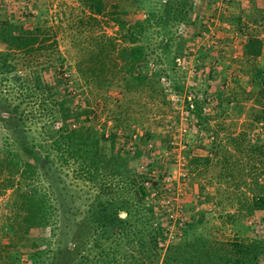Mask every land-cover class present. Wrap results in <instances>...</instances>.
Segmentation results:
<instances>
[{
    "label": "rangeland",
    "instance_id": "rangeland-1",
    "mask_svg": "<svg viewBox=\"0 0 264 264\" xmlns=\"http://www.w3.org/2000/svg\"><path fill=\"white\" fill-rule=\"evenodd\" d=\"M100 1L97 11L81 0H0V24L10 22L13 31L43 27L24 60L27 65L14 61L28 85L14 87L7 100L0 91V143L20 149L27 145L23 139H48L57 125L82 126L99 137L109 164L132 167L136 181L142 178L136 174L146 173L145 206L133 212L128 240L121 237L117 244L116 227H95L91 216L116 204L118 173L102 178L111 181V193L100 191L96 180L77 179L63 194L57 187L55 225L30 227L26 235L41 244L25 245L16 264H30L35 250L46 254L45 264H159L163 236L184 232L187 239L198 236L204 243L238 236L264 241V209L254 210L237 227L227 215L242 208L243 193L249 195L243 180H264V147L244 149L247 138L264 143V121L253 129L246 125L255 109L263 105L264 110L259 93L264 85V0ZM131 46L140 50L133 64L120 53ZM255 47L254 54L249 48ZM28 70H34L40 85L25 77ZM28 87L34 90L31 99L25 94ZM59 98L67 99L63 106L83 113L51 120L41 106L56 108ZM8 103L23 110L9 114ZM9 115L14 118L8 124ZM18 116L30 136L11 130ZM38 172L19 177L21 184H36ZM8 194L7 189L0 195V213ZM117 215L125 217V210ZM174 219L191 225L175 228ZM156 227L163 235H158L160 246L152 247ZM258 258L264 264V252Z\"/></svg>",
    "mask_w": 264,
    "mask_h": 264
},
{
    "label": "trees",
    "instance_id": "trees-1",
    "mask_svg": "<svg viewBox=\"0 0 264 264\" xmlns=\"http://www.w3.org/2000/svg\"><path fill=\"white\" fill-rule=\"evenodd\" d=\"M81 1L86 5L95 7L97 11H100L102 6L100 0ZM3 23L0 24V39L4 41V48L0 50V80L4 82L0 86V91L6 92L2 94L4 97L2 99L7 100L10 98L8 96L12 95L11 92L15 91L17 87L22 86L21 88H24V84L28 85V81L25 79L26 82H24L23 76L16 72L17 68L14 61L17 58L18 63V60L21 59L27 65L25 62L29 60L27 56L37 46L38 32L43 30V27L36 26L31 29L13 31L10 28L12 26L10 22ZM249 50L255 54L259 48H249ZM120 53L122 56L129 57L132 64L140 57L138 46L129 47L126 53L124 52L125 54L123 51ZM12 70H15V72ZM28 71L29 74L25 77H33L35 84L40 85L38 84L39 77L34 70ZM259 93L264 99V85L259 87ZM25 94H28L31 99L34 96V90L28 87ZM17 95H19V100L23 98L22 93H17ZM66 100L65 98H59L56 108L43 104L41 109L49 112L50 114L46 115H51L53 121L57 118L66 121L69 114H74L72 116L74 119L76 115L83 113L84 110L74 111L71 106H63L62 104ZM18 104L8 103L10 105L8 113L12 114L11 111L14 114L20 113L23 109H19ZM262 104H264V101L261 102ZM262 106L258 110L255 109V114H251V123H246V125H252L250 128L255 127L260 121H264ZM8 118L9 120L5 123L9 124L10 121H13L14 116L9 115ZM20 118L22 119H19L18 116L16 119L18 122H14L16 125L11 127V130H14L13 132H16L19 136L21 135L22 138L30 136V128L25 126L23 117L20 116ZM71 124L72 122L57 125L56 130H53V134H46L48 139L44 138L43 141L34 142L32 137H29L30 142L28 139H23L22 143L26 142L27 145L21 147V150L11 146L10 149L5 148L0 143V195L4 194L7 189L9 190V194L3 203L6 210L0 213V264H16V261L20 259V251L24 252L25 245L32 247L41 244V241H35L32 237H28L26 235L27 230L34 226L55 225L58 211L53 195L54 190L58 187L59 193H66L70 186L75 185L77 179L92 182L96 180L95 184L98 185L97 188L100 191L111 193V181L107 182L102 178H108L109 175L115 173L119 174L120 188L113 190L117 196L116 204L107 206L112 207V210L105 211L104 207L101 208L91 218L95 223V227H101L109 223L116 227V232H113L115 243L118 244L121 237H127L124 241L128 240V234L131 231L130 218L133 212L137 211V208L145 206L142 201L145 198L146 186L143 185L142 181L146 173L136 174L142 177L136 181V178L132 176L134 174L132 167L112 166L105 158L106 155L103 156L100 152L99 137L82 126L72 127ZM241 135L244 134L241 133ZM87 142H89V146H87ZM245 145L244 149L248 147L249 150L258 146L264 147V143L257 145L256 142L248 140V138ZM56 160H58L57 164L54 162ZM37 169L40 178L36 184L29 187L21 184L19 177L24 178L28 173L37 172ZM68 176H71V179ZM42 177L45 181L42 180ZM241 184L247 188L249 195L243 193L242 198L239 199L242 208H235L227 214L230 223L235 227L240 225L242 220L251 217L254 210L264 209V180L260 182L256 176H252L247 182L243 180ZM123 191H125L124 194H120ZM119 209L125 210V217L122 218L117 215ZM175 219L173 222L178 221L176 224H172L175 228L185 230L186 225H191L188 220ZM81 221L82 218L76 222L77 239H79V226H82ZM154 229L156 232L151 235L152 247L158 246V235L160 234L161 238L163 235L162 232L157 231L158 227ZM174 237V235L169 237L165 235L164 239L163 236V242L160 244L161 246L159 245L161 249L163 248L159 264H259L258 256L264 252V241L254 238L247 239L238 236L227 242L207 240L204 243L203 239L201 240L198 236L187 239L185 232L182 236ZM97 239L98 237H96ZM185 251H188V253ZM32 256L34 257H32L30 264H45V253L35 250ZM111 259H113V256H111Z\"/></svg>",
    "mask_w": 264,
    "mask_h": 264
}]
</instances>
